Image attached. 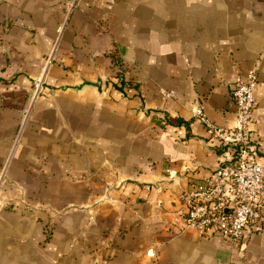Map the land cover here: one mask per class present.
I'll list each match as a JSON object with an SVG mask.
<instances>
[{
	"label": "crops",
	"instance_id": "crops-1",
	"mask_svg": "<svg viewBox=\"0 0 264 264\" xmlns=\"http://www.w3.org/2000/svg\"><path fill=\"white\" fill-rule=\"evenodd\" d=\"M68 1L0 0V264H264L182 224L251 71L264 165V0Z\"/></svg>",
	"mask_w": 264,
	"mask_h": 264
},
{
	"label": "built area",
	"instance_id": "built-area-1",
	"mask_svg": "<svg viewBox=\"0 0 264 264\" xmlns=\"http://www.w3.org/2000/svg\"><path fill=\"white\" fill-rule=\"evenodd\" d=\"M76 0L66 4L68 12ZM41 79L34 84L37 93ZM255 71L245 79L237 77L231 86L235 102V121L232 129L210 122L198 106L194 115L206 128L208 138L227 146L226 159L202 183L192 187L184 196L183 228H194L204 235H216L228 240L232 250H239L259 231L264 222V165L251 155L249 126L256 104Z\"/></svg>",
	"mask_w": 264,
	"mask_h": 264
},
{
	"label": "trees",
	"instance_id": "trees-1",
	"mask_svg": "<svg viewBox=\"0 0 264 264\" xmlns=\"http://www.w3.org/2000/svg\"><path fill=\"white\" fill-rule=\"evenodd\" d=\"M219 147L222 148V150L225 151L227 146H224V145L221 144V145H219Z\"/></svg>",
	"mask_w": 264,
	"mask_h": 264
}]
</instances>
